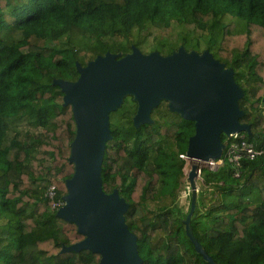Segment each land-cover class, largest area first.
I'll list each match as a JSON object with an SVG mask.
<instances>
[{
  "label": "trees",
  "instance_id": "1",
  "mask_svg": "<svg viewBox=\"0 0 264 264\" xmlns=\"http://www.w3.org/2000/svg\"><path fill=\"white\" fill-rule=\"evenodd\" d=\"M178 27L175 40L149 33ZM144 33H147L144 35ZM168 56L180 47L209 51L233 70L242 91L240 132L262 153L200 167L193 235L217 264H264V0H0V264H97L99 253L63 251L81 241L56 215L72 176L71 106L55 79L75 81L76 63L98 55ZM131 95L109 113L102 190L128 208L141 264H210L186 236L177 203L194 122L161 100L150 123L135 126ZM225 144L230 140L220 136ZM185 184V182H183ZM53 185L54 195L48 188Z\"/></svg>",
  "mask_w": 264,
  "mask_h": 264
},
{
  "label": "water",
  "instance_id": "2",
  "mask_svg": "<svg viewBox=\"0 0 264 264\" xmlns=\"http://www.w3.org/2000/svg\"><path fill=\"white\" fill-rule=\"evenodd\" d=\"M118 56L106 52L85 66L76 63L79 75L75 81L54 80L75 121L68 158L74 171L65 180L66 193L56 215L75 223L84 235L62 250L99 253L97 264L142 263L136 236L124 220L128 203L116 189L105 193L101 186L104 148L111 138L109 113L122 104L124 96L131 95L137 104L132 119L136 127L151 122L150 112L161 100L168 102L170 110L194 122L195 132L185 153L195 163L184 181L190 198L183 223L195 251L206 262L217 264L193 235L190 218L196 208L198 163L221 157L225 147L221 134L249 131L247 124L238 121L243 114L237 104L242 91L234 81L233 70L207 50L198 54L180 47L162 56L156 51L143 54L133 46L130 53Z\"/></svg>",
  "mask_w": 264,
  "mask_h": 264
},
{
  "label": "built area",
  "instance_id": "3",
  "mask_svg": "<svg viewBox=\"0 0 264 264\" xmlns=\"http://www.w3.org/2000/svg\"><path fill=\"white\" fill-rule=\"evenodd\" d=\"M226 137L230 141L229 143L225 144V147H224L225 157L228 158L230 162L237 164L242 157H247L249 159H252L255 156H258L259 154L262 153V149H257L255 145L252 142L248 141L245 138V136L241 133L235 132ZM222 154H223V151H222ZM180 157H182L185 160H188V157L186 156V154L180 155ZM201 163H205L206 167L210 169H215L219 165L216 160H208V161L200 162L198 163L199 173H200ZM185 186L189 192L188 186L186 184ZM54 191H55V188L53 185H51L48 188L49 197H52L54 195ZM62 204H63V201L61 203L56 202L54 203L53 206L60 207Z\"/></svg>",
  "mask_w": 264,
  "mask_h": 264
},
{
  "label": "rangeland",
  "instance_id": "4",
  "mask_svg": "<svg viewBox=\"0 0 264 264\" xmlns=\"http://www.w3.org/2000/svg\"><path fill=\"white\" fill-rule=\"evenodd\" d=\"M178 31H179L178 27H170L167 29L160 30L158 32L149 33L148 35H146L147 33H144V35H146V37H147V42H148L147 44L144 43V45H143L144 51H148L149 45H150L151 41L153 40V37H167L168 40H175ZM233 101H234V99H233ZM260 107L262 108V110L264 109V105H261ZM194 163L195 162L190 161L189 159L186 160V165L184 168L185 176L182 179V182H181L180 187L178 189L177 203L179 204V206H182L184 208V210H186L187 207L189 206V198L190 197H189L188 189L186 188V186L183 182L185 181V178L187 176L188 170L190 169V166ZM200 165H201V167L206 166L205 163H201ZM200 182H201L200 178L197 177L196 178L197 190H198V187L200 185Z\"/></svg>",
  "mask_w": 264,
  "mask_h": 264
},
{
  "label": "bare ground",
  "instance_id": "5",
  "mask_svg": "<svg viewBox=\"0 0 264 264\" xmlns=\"http://www.w3.org/2000/svg\"><path fill=\"white\" fill-rule=\"evenodd\" d=\"M190 160V159H189ZM191 161V160H190ZM194 162V161H193Z\"/></svg>",
  "mask_w": 264,
  "mask_h": 264
}]
</instances>
